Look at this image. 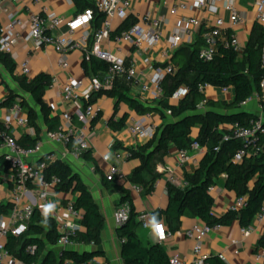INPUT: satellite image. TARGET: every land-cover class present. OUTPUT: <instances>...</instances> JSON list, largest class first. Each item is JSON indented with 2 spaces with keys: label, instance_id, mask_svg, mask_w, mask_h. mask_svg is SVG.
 I'll use <instances>...</instances> for the list:
<instances>
[{
  "label": "trees",
  "instance_id": "trees-1",
  "mask_svg": "<svg viewBox=\"0 0 264 264\" xmlns=\"http://www.w3.org/2000/svg\"><path fill=\"white\" fill-rule=\"evenodd\" d=\"M71 1L79 14L91 9L95 10L90 0ZM104 19V15L95 10L96 30L102 26ZM135 24L130 20L125 21L115 31L113 37L121 35ZM203 34L204 31L194 44L180 47L172 57L171 62L177 72L163 82L165 99L158 102L160 109L157 110L165 123L158 128L157 134L151 141L136 148H127L130 154L129 160L141 162L140 167L127 177V182L133 187L140 188L145 198L153 194L156 183L163 177L157 171V167L165 162L171 146L180 152H190L192 145L198 143L205 149V155L201 158L197 170L185 175L187 187L180 188L168 183V207L151 214L152 221L154 223L164 221L167 233L171 234L181 230L183 219L187 216L209 227L217 225L231 227L238 223L241 229H248L253 227L264 203V136L261 139L260 153L245 158L239 164L234 162V158L243 149V143L236 139L224 141L226 135L232 134L231 125L250 127L258 118L255 114L245 112L242 104L260 93L264 81V27L258 24L252 27L242 58H239L232 49L220 44L211 62L200 59V51L205 46ZM0 61L13 75L21 92L32 100L29 102L26 98H20V106L27 116L28 127L34 130L37 136L34 139L25 136L18 142L25 148L34 147L40 141L39 115L43 117L48 132L57 130L61 123L60 118L54 115L53 109L45 101L53 79L45 73L33 78L15 75L16 65L9 56L0 54ZM83 68L87 76L92 77L106 73L109 65L91 57L89 60L85 59ZM206 85L233 89L235 93L233 101L228 103L208 100L205 111H199L200 105L206 100L205 95L200 92V87ZM181 87H188L189 94L179 103L170 104V98ZM129 91L130 86L127 83L118 82L110 91L93 94L85 108L94 104L101 94L106 93L116 99V110L124 104L138 114L156 111L151 107H144L138 99L129 96ZM17 99L16 95L10 94L1 106L12 107ZM261 104L264 107V101ZM168 110L172 112L171 122L167 121L165 114ZM126 121L127 117L119 122L112 119L109 126L114 131L120 132L125 128ZM195 130H198L197 136L194 135ZM7 132L1 127V133ZM2 141L0 134V144ZM118 148L119 146H116V149ZM82 157L87 161L93 159L91 151L84 153ZM6 171H9V165L4 157H1L0 178ZM46 175L49 179L60 180L56 192L64 196H74V209L82 213V228L75 232L71 241L75 244L99 247L106 219L88 186L61 160L49 165ZM223 176L226 177L225 189L238 199L245 198L246 202L241 210H229L225 215L218 217L213 213L215 199L209 191ZM117 181V179L107 181L108 188L122 194L119 206L129 204L131 207L128 222L118 229V236L123 245L124 264H170L169 252L163 244L149 246L143 244L139 235L142 223L138 220L139 214L133 205L131 191L124 185H117ZM67 203L68 200L62 201L64 206ZM7 210L8 206L0 204V213ZM60 239L56 221L36 209L29 231L20 239L11 237L7 248L16 258L27 264H62L65 259H71L77 264H91L99 254V252L79 254L68 250L57 253L54 248L58 246ZM29 246L37 247L35 255L27 253ZM260 248H264V237L258 243V249ZM206 264L227 263L220 256H212L206 258Z\"/></svg>",
  "mask_w": 264,
  "mask_h": 264
},
{
  "label": "built area",
  "instance_id": "built-area-1",
  "mask_svg": "<svg viewBox=\"0 0 264 264\" xmlns=\"http://www.w3.org/2000/svg\"><path fill=\"white\" fill-rule=\"evenodd\" d=\"M10 1L16 4L19 0ZM90 1L94 4L95 10L105 17L98 30L94 28L95 10L92 9L66 20L50 12L47 7H42L39 12L30 13L26 23L17 13H13L9 8H3L0 4V13L6 18L4 22H0V54L11 57L17 46L29 44L35 50L52 47L55 52L63 56L61 66L64 69L69 67L67 55L77 49L85 54L87 60L92 57L106 62L109 65L108 71L90 77L88 87H86L84 79L70 78L57 89L59 97L68 105L79 97L89 101L93 94L110 91L118 82H125L130 87H140L144 100L163 101L166 94L163 82L167 77L175 75L177 70L168 55L167 61L160 66H153L150 56L162 44L165 37L164 26L171 22L148 13L130 29L113 37L115 23H124L133 12L131 0ZM169 13L171 17H177L180 13L193 15L202 13L205 16L204 19L193 15L178 17L170 27L166 39L168 51L174 54L180 47L194 44L201 32L204 31L205 46L200 51V59L204 62H211L214 59L220 44L232 49L239 58H242L247 43H243L235 31L249 25L253 27L255 24L264 27V0L254 1L251 14L239 8L238 0H193L191 2L177 0L172 4ZM208 18H212L214 24L207 27L205 22ZM26 25L29 28L28 33H24ZM62 28H66L62 34L58 36L50 34V31H57ZM108 43H112L113 46L109 47ZM125 47L133 49L130 55L131 62H127ZM32 51V49L27 50L28 56L20 63L18 75L32 77ZM139 59H142L144 65L152 71V77L147 82L142 81L144 74L138 70L137 62ZM209 87L212 86H201L200 92L205 95ZM260 88V93L243 103L242 107H245L255 98L259 102L264 101V81ZM222 90L228 91V89ZM188 94L189 88L181 87L170 98V104L179 103ZM207 101L206 99L200 105L199 111H205ZM20 102L21 99L18 98L10 107V112L19 127L27 128L28 119L20 106ZM100 113L101 110L91 104L85 108L84 115L81 117L85 123H89L97 120ZM165 114L172 119L171 111L168 110ZM12 121V118H8L4 125L0 126V134L3 138L1 147L6 151L3 157L9 165V171L3 173L0 178V192L4 193V200H0V204L8 206L7 211L0 213V264H27L16 258L7 248L9 239L11 237L20 239L29 231L37 202L49 208L50 195L52 191H56L60 180L57 178L49 179L46 175V169L57 160L54 156H47L38 163L32 162V159L42 152L43 141L40 140L34 147L25 148L9 132L1 133V127L8 130ZM159 127L153 120V113L147 112L131 118L127 129L132 136L148 142L155 137ZM231 131L232 134L226 135L224 141L236 139L243 143V149L234 158L235 163H242L245 158L260 153L262 149L261 139L264 136L263 115L258 116L250 127H241L238 124L231 125ZM46 141L72 147V153L77 158L92 151L89 137L84 130L75 128L72 117L68 113L62 116L57 130L47 133ZM201 148L198 143H194L190 152H181L179 166L184 167L190 160V153H197ZM129 157L130 154L126 151L116 155L118 162L126 161ZM115 179H123L117 166H113L106 177V180L110 182ZM168 180L171 184H178L177 179L172 174L169 175ZM178 187L186 188L187 183L184 182ZM134 188L141 192L140 188ZM245 202V198L237 199L231 210H241L245 206ZM73 204V198L68 200V203L63 207L67 219H57L56 222L58 233L61 235L58 247L62 250L74 244L71 237L80 229L82 213L76 211ZM130 213L129 204L121 205L117 209L116 220L119 228L128 222ZM150 219L149 213L139 215L138 220L142 223L143 229L149 228ZM255 221L264 222V203ZM221 228L220 225L209 227L200 222L195 223L186 232V237L195 242L193 260L189 262L180 255L173 254L170 256V264H206L207 257L203 253L204 241L211 232L219 231ZM160 229L157 227L156 231ZM252 233L253 227L242 230L244 238L249 237ZM171 236L172 234L168 233V237ZM36 251V246L27 247V253L30 255H35ZM257 260L264 262V248L259 249ZM62 264L77 263L71 259H65ZM91 264H94L93 261Z\"/></svg>",
  "mask_w": 264,
  "mask_h": 264
},
{
  "label": "crops",
  "instance_id": "crops-1",
  "mask_svg": "<svg viewBox=\"0 0 264 264\" xmlns=\"http://www.w3.org/2000/svg\"><path fill=\"white\" fill-rule=\"evenodd\" d=\"M177 0H131L133 12L128 20L138 23L140 19L148 14L162 18L164 21H170L169 25L164 26V40L162 44L157 47L151 54L152 65L160 66L167 61V55L171 58L173 53L168 51L166 39L168 37L170 27L178 19V17L189 16L193 14L180 13L177 17H171L169 10L172 4ZM191 2L193 0H186ZM255 0H238V6L247 13H252ZM0 4L3 8H9L13 13H17L20 18L27 23L28 15L30 13L39 12L42 7H47L50 12L56 14L63 19H71L76 14L75 8L71 0H19L16 4L10 0H0ZM193 16L204 19L205 16L202 13H195ZM6 18L0 13V22H4ZM123 22L115 23V31ZM214 24L212 18H208L205 25L211 26ZM28 25L24 30V33H28ZM252 30V26H246L237 29L236 35L243 43H248L249 35ZM66 31V28H62L57 31H50L51 35L58 36ZM108 46H113L112 43H108ZM33 50L31 54V66L33 75L31 78L45 73L53 79V86L47 92L45 101L53 109L54 115L59 117L66 113L70 114L73 120L75 128L78 130H84L85 134L91 141V153L92 160L87 161L83 157L77 158L72 153V147H66L63 145L50 143L46 141L47 127L44 124V119L41 115L39 119L40 140L44 142L42 152L39 156L32 159L33 163H38L40 160L47 156H54L55 159L61 160L66 163L70 168L78 174L83 182L88 186L90 192L93 195L94 200L99 206L101 213L106 219L105 229L102 234L101 244L99 247L95 245H80L73 244L65 250L74 251L79 254L84 253H97L98 256L93 259L94 264H124L122 258L123 245L118 236V225L116 220L117 209L120 207L119 202L122 199V194L118 191H113L108 188L106 180L113 166H117L121 172L123 179L117 181V185L126 186L131 191L133 199V205L136 212L140 215L142 213H157L161 210H165L168 207L169 199L167 192V184L169 183V175L172 174L178 181L177 186H180L185 182V175L194 173L201 158L205 155V149L202 147L197 153H190V160L184 167L179 166V158L181 152L175 149L173 146L170 148L169 155L165 158L163 164H159L157 171L163 175L155 185L154 192L151 196L145 198L140 191L135 190L127 182V177L138 167L141 162L139 160H126L118 162L116 155L120 152H127V148L138 147L145 144L139 138L132 136L128 132V123L131 118H135L141 114L130 110L124 104L115 108L116 99L111 98L108 94L103 93L95 100L94 104L101 110L100 117L95 122L85 123L82 119V115L85 112V106L88 102L86 99L79 97L71 104H66L59 97L57 89L63 86L70 78L84 79L86 81V87H88L89 76L84 71L83 63L85 61V54L80 50H75L67 55L69 67L64 69L61 66L63 56L55 52L52 47H46L41 50H35L31 45H19L15 48L11 60L16 65L15 75H18V67L23 59L28 56L27 50ZM125 57L127 62H131L130 55L133 49L125 47ZM169 53V54H168ZM87 60V59H86ZM138 70L144 74L142 78L143 82H147L152 77V71L146 65H144L142 59L137 62ZM0 126H3L8 118H12V124L8 128L9 134L14 136L17 141L23 137L28 136L30 138H36L37 134L34 130L27 128H21L18 126L17 121L12 117L10 107H3L1 104L7 99L10 94L16 95L18 98H26L31 102V98L23 94L19 89L18 84L8 70L4 63L0 61ZM129 96L136 98L144 107H151L156 110L153 112V120L158 126H162L165 121L162 119L158 109H160L158 102L153 100H144L140 87H130L128 92ZM235 93L233 89H228L224 92L220 88L209 87L205 92L207 100L223 101L231 103L234 99ZM175 105V104H174ZM245 112L249 114H255L257 116L263 115L264 107L261 102L256 98L248 103L245 107H242ZM38 113L40 110L36 108ZM124 117H127L125 128L120 131H114L110 128L109 122H119ZM167 121L171 122L167 116ZM194 135H198V130H195ZM0 144V158L5 154V150ZM116 146H119L116 149ZM226 177L223 176L217 182V185L212 188L210 194L215 199V207L213 213L221 217L231 210L237 201V197L228 192L225 189ZM115 185V184H113ZM75 197L72 195L64 196L63 194H57L56 191H52L49 200V208L43 204L37 202V208L42 214L52 217L56 222L57 219H67L66 214L63 212L62 204L63 200H70ZM0 200H4V193L0 192ZM198 220L190 216L183 219V226L181 230L171 237H168L167 226L164 221L160 223H154L152 217L150 219V226L147 229L141 227L140 238L145 246L154 244H163L169 255L178 254L183 259L191 262L194 258V246L195 242L189 240L186 237V232L195 224ZM161 229L156 231V228ZM81 229V222L79 224ZM79 229V230H80ZM241 227L238 223L233 224L231 227H222L219 231L211 232L204 241L203 253L205 256H220L227 264H264L263 261L257 260V254L259 252L258 243L264 237V222H254L253 233L244 238L242 235ZM143 231V232H142ZM57 253L62 251L58 246L54 248Z\"/></svg>",
  "mask_w": 264,
  "mask_h": 264
},
{
  "label": "rangeland",
  "instance_id": "rangeland-1",
  "mask_svg": "<svg viewBox=\"0 0 264 264\" xmlns=\"http://www.w3.org/2000/svg\"><path fill=\"white\" fill-rule=\"evenodd\" d=\"M143 232V231H142Z\"/></svg>",
  "mask_w": 264,
  "mask_h": 264
}]
</instances>
